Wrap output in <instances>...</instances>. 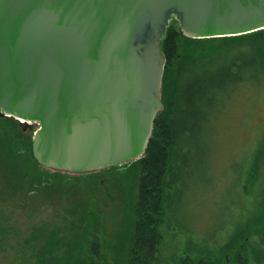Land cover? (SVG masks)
Segmentation results:
<instances>
[{
	"label": "water",
	"instance_id": "1",
	"mask_svg": "<svg viewBox=\"0 0 264 264\" xmlns=\"http://www.w3.org/2000/svg\"><path fill=\"white\" fill-rule=\"evenodd\" d=\"M264 29V0H0V117L47 170L89 174L144 152L161 109L159 43Z\"/></svg>",
	"mask_w": 264,
	"mask_h": 264
},
{
	"label": "trees",
	"instance_id": "2",
	"mask_svg": "<svg viewBox=\"0 0 264 264\" xmlns=\"http://www.w3.org/2000/svg\"><path fill=\"white\" fill-rule=\"evenodd\" d=\"M159 45L164 58L161 109L154 117L144 152L121 165L129 172L137 169L138 176L131 224L113 263L264 264V142L242 159L235 185L236 213L215 238L190 231L171 210L173 192L185 180H191L188 203L192 199L197 202L208 187L197 184L193 158L213 153L217 124L226 111L236 106L238 99L244 105L264 107V29L190 39L171 21ZM1 122L0 144L7 152L22 150L26 154L24 170L34 171L53 189L64 187L60 175L41 171L32 159L30 139L16 137L12 128ZM213 164L214 159V170ZM99 172L79 180L89 182ZM208 200L204 196L201 203ZM66 213L63 221L68 225L39 221L20 236L8 217H0V252L9 253L10 258L13 255L16 264H100L99 245L89 221L80 213ZM74 248L79 251L73 253Z\"/></svg>",
	"mask_w": 264,
	"mask_h": 264
},
{
	"label": "rangeland",
	"instance_id": "3",
	"mask_svg": "<svg viewBox=\"0 0 264 264\" xmlns=\"http://www.w3.org/2000/svg\"><path fill=\"white\" fill-rule=\"evenodd\" d=\"M171 21L175 22L173 16L167 24ZM236 103L217 124L213 153L202 157L194 155L197 184L208 186L201 191L200 199L188 203V198H192L189 194L191 180L188 179L172 195L171 210L175 219L190 231L213 238L236 213L238 193L235 185L242 159L256 144L264 142V107L257 104L245 106L242 99ZM0 120L3 121L1 124L12 128L16 137L21 135L31 140L27 130H20L17 125H21L12 117H0ZM25 155L22 150L7 152L0 144V217H8L9 224L18 230L17 236H20V232L39 221L64 226L68 225L63 221L66 211L80 213L89 221L88 226L99 245L98 263L114 264L131 224L137 169L129 172L125 166H116L98 171L97 177L86 182L79 180L86 174L57 172L39 166L41 171L60 175L59 181L67 188L56 186L53 189L48 181L37 178L34 171L24 170ZM204 196L210 201L201 203ZM78 249L74 248L72 252ZM8 256L9 253L0 252V264H16L17 258L13 262V255Z\"/></svg>",
	"mask_w": 264,
	"mask_h": 264
},
{
	"label": "bare ground",
	"instance_id": "4",
	"mask_svg": "<svg viewBox=\"0 0 264 264\" xmlns=\"http://www.w3.org/2000/svg\"><path fill=\"white\" fill-rule=\"evenodd\" d=\"M17 122H20V123H22L23 121H22V120H18Z\"/></svg>",
	"mask_w": 264,
	"mask_h": 264
}]
</instances>
